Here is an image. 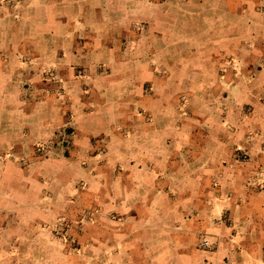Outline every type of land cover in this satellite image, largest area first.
Masks as SVG:
<instances>
[{"label":"crops","instance_id":"0c3cea01","mask_svg":"<svg viewBox=\"0 0 264 264\" xmlns=\"http://www.w3.org/2000/svg\"><path fill=\"white\" fill-rule=\"evenodd\" d=\"M46 142L0 160L1 259L264 264V0H0V153Z\"/></svg>","mask_w":264,"mask_h":264},{"label":"rangeland","instance_id":"374dc122","mask_svg":"<svg viewBox=\"0 0 264 264\" xmlns=\"http://www.w3.org/2000/svg\"><path fill=\"white\" fill-rule=\"evenodd\" d=\"M105 68V67H104ZM103 68V69H104ZM106 69V68H105ZM45 79L44 83L47 85V90L52 92L57 91V93H62L65 89L63 82H58L55 74L52 70L45 72ZM88 90V88H87ZM52 145L50 143H41L37 144L33 148V152L31 154L25 153L24 149L18 148L15 145L8 146L7 149L2 150L0 153V160L1 162L10 161L12 164L18 167H26L35 159H49L52 156ZM247 156L244 153V157ZM83 184L77 183V189ZM48 196V195H47ZM45 196V198H47ZM74 200V199H73ZM72 200V201H73ZM80 213L75 215V213H69L68 211H62L59 213H55L51 218L50 221L44 223L41 228V232H47L55 238L61 239L68 244V249L71 251L78 250L80 245L77 241V233L82 230L83 226L87 223L94 221L100 215V208L99 207H83L82 210L80 209ZM2 229L0 228V231ZM75 232H77L75 234ZM1 237V232H0ZM205 240L210 241V245L206 246L204 244ZM217 243L215 244L210 239L205 238L202 242V247L205 249H215ZM1 247V244H0ZM15 249V247H14ZM13 260H6L4 258H0V264H9L8 262H12ZM204 264H214L213 262L206 261Z\"/></svg>","mask_w":264,"mask_h":264},{"label":"built area","instance_id":"2783aa9c","mask_svg":"<svg viewBox=\"0 0 264 264\" xmlns=\"http://www.w3.org/2000/svg\"><path fill=\"white\" fill-rule=\"evenodd\" d=\"M204 244H205L206 246H209V245H210V241H209V240H205Z\"/></svg>","mask_w":264,"mask_h":264}]
</instances>
